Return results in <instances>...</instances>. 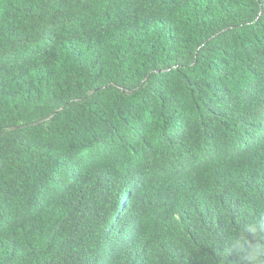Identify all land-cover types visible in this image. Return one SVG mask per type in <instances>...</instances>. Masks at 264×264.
I'll return each mask as SVG.
<instances>
[{"label":"trees","instance_id":"trees-1","mask_svg":"<svg viewBox=\"0 0 264 264\" xmlns=\"http://www.w3.org/2000/svg\"><path fill=\"white\" fill-rule=\"evenodd\" d=\"M262 216L264 0H0V264H249Z\"/></svg>","mask_w":264,"mask_h":264},{"label":"clouds","instance_id":"clouds-1","mask_svg":"<svg viewBox=\"0 0 264 264\" xmlns=\"http://www.w3.org/2000/svg\"><path fill=\"white\" fill-rule=\"evenodd\" d=\"M245 233L253 236L264 235V216L256 224L246 225L235 235L233 241V248L242 253L243 260H247L249 264H264V258H262L264 254L253 251L254 246Z\"/></svg>","mask_w":264,"mask_h":264}]
</instances>
